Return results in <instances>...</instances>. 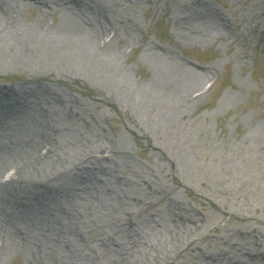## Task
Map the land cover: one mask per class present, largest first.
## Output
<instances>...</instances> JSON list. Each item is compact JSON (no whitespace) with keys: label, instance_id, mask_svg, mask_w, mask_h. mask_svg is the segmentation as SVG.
Wrapping results in <instances>:
<instances>
[{"label":"rangeland","instance_id":"rangeland-1","mask_svg":"<svg viewBox=\"0 0 264 264\" xmlns=\"http://www.w3.org/2000/svg\"><path fill=\"white\" fill-rule=\"evenodd\" d=\"M95 1L117 25L102 78L0 65V86L32 75L50 89L20 112L0 105L4 137L41 121L54 130L53 150L38 154L60 197L37 207L79 226L81 254L56 249L46 263L264 264V0ZM9 2L21 23L38 14ZM16 236L5 230L0 264H24Z\"/></svg>","mask_w":264,"mask_h":264},{"label":"bare ground","instance_id":"bare-ground-1","mask_svg":"<svg viewBox=\"0 0 264 264\" xmlns=\"http://www.w3.org/2000/svg\"><path fill=\"white\" fill-rule=\"evenodd\" d=\"M18 1L37 8L38 14L30 21L21 23L18 5L11 4L9 0H0V65L19 70L28 68L34 75L43 72L70 76L84 73L93 78H102L105 75L102 74L110 70L102 53L110 42L107 39L109 30L113 31L117 25L98 1ZM84 4L94 5L90 17L77 11ZM58 10H62L61 14L55 17ZM48 14L52 15L50 23ZM25 81L20 87L0 86V105L3 106L2 99L6 98V104L9 103L11 109L20 112L31 106V99L33 102L36 99L48 100L49 88L38 87L32 75H28ZM56 100L64 99L57 97ZM45 123L41 121L35 130L19 131L8 137L0 134V252L5 247L4 232L7 228L16 232V249L21 251L28 249L23 243L19 244V238L28 239L32 232L36 235L24 264H47L45 258L56 249L62 250L64 256L81 254L77 250L81 233L79 226L52 222L37 207L42 200L53 201L60 197L50 176L42 175L46 171L42 170L43 161L38 152L46 149L45 153L49 154L54 144V130L41 128ZM11 153L19 154L21 161L18 164L9 163L8 156ZM101 155L94 159H100ZM51 165H58V160H53ZM261 167L264 169V165ZM7 168H12L13 172L5 177L3 174ZM122 228L128 236L131 230ZM112 244L117 248L111 250L121 254L122 243L114 239ZM89 257L92 258L91 255ZM163 258L166 260V257L160 256L158 262ZM92 264H95L94 259Z\"/></svg>","mask_w":264,"mask_h":264}]
</instances>
